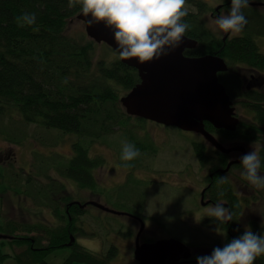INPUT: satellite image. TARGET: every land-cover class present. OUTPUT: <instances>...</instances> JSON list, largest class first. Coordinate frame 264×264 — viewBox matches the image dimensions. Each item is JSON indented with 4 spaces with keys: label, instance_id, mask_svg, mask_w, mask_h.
<instances>
[{
    "label": "trees",
    "instance_id": "obj_1",
    "mask_svg": "<svg viewBox=\"0 0 264 264\" xmlns=\"http://www.w3.org/2000/svg\"><path fill=\"white\" fill-rule=\"evenodd\" d=\"M221 1L229 13L231 0ZM205 3V0H194L198 12L186 8L188 15L182 19L189 28L185 35L197 40V45L184 53L223 58L227 70L218 74L219 80L230 99L237 101V108L240 106L249 113L234 131L216 129L209 122H205V128L225 145L241 142L256 146L261 159L258 172L264 176V90L254 86L260 77L264 78V45L261 47L257 41L264 37V14L253 6L244 7L242 12L247 24L238 36L223 40L209 29L201 16ZM79 12L80 6L70 8L68 0H0V115L16 116L24 125H34L40 129L41 141L50 145H53V138L58 141L56 144L59 143L55 133L65 136L71 146V155L53 153L44 163L46 176L51 169L59 180L69 179L79 188L96 192L99 183L95 170L103 167L104 157L91 155L90 149L95 144H105L106 137L130 133L128 144L134 145L139 155L133 160L122 161L126 170H132L143 165L142 156L149 152L145 141L150 138H139L132 132L130 121L133 116L125 112L120 101L139 82L137 70L123 63L119 54L108 45L104 46L111 50H103L100 56L90 38L85 35L75 37L67 32L69 23ZM25 13L35 14L34 24L28 25L22 19L18 21ZM192 145L202 166L210 160L212 164L215 157L208 154L202 139L192 140ZM209 151L217 154V163L210 170L214 172L212 195L218 192L220 199L232 201L234 210L230 213L233 218L242 215L248 200L242 197L240 201L227 179V173L233 168H243L242 164H234L223 173L221 169L228 164V154L213 148ZM121 152H118L120 158ZM134 162L139 163L132 166ZM48 176L52 182L39 188L35 183L25 189V193L35 203L51 209L52 220L19 223L9 221L2 214L0 233L8 237L1 241L0 263L58 264L47 261L46 257L53 250L62 248L68 249L69 253L59 264L75 261L112 264L118 253L114 245L100 252H93L77 241L70 245L72 236L90 233L84 230L88 224L81 219L87 212L73 205L74 198L70 195L62 196L65 186L49 173ZM222 177H226L223 182ZM6 190L7 187H3L1 193ZM222 224L223 229H229L232 239L242 236L246 230L264 235V219L248 221L247 229L235 228V232L231 230L232 223ZM226 238L231 242L230 234H226ZM6 244L11 253L3 250ZM254 264H264V256L258 257Z\"/></svg>",
    "mask_w": 264,
    "mask_h": 264
},
{
    "label": "rangeland",
    "instance_id": "obj_2",
    "mask_svg": "<svg viewBox=\"0 0 264 264\" xmlns=\"http://www.w3.org/2000/svg\"><path fill=\"white\" fill-rule=\"evenodd\" d=\"M205 1L201 16L214 34L222 36L223 33L213 31L215 17L211 16V12L222 1ZM193 3L194 0H186L185 8L198 12ZM256 9L264 14V9L263 11L259 7ZM219 10V16L228 14L222 5L219 6ZM67 32L75 37L82 35L88 37L84 22L77 18L69 23ZM231 36L235 35L230 34ZM91 40L100 56L103 55V50L112 49L110 46L111 49L106 48L104 45L107 46V44L104 42L98 43ZM258 43L263 46L264 38L258 39ZM262 89L264 90V85ZM237 109L240 119L249 115L247 109L240 106ZM130 123L133 125L132 132H136L139 138L147 136L151 140L145 141L149 152L142 156L143 165L126 170L123 159L118 155L123 145L128 143L130 133L123 132L121 135L106 137L107 146L98 143L89 151L91 155L104 157L103 167L95 170L99 186L95 187L96 192H92L79 188L75 181L66 179L63 182L61 176L62 179L59 180V176L51 169L47 171L46 176L47 166H44V163L45 160H50L53 153L71 155V146L65 136L55 133L59 143L56 144L58 141L53 138L52 144L55 145L53 146L46 141H41V134H38L40 129L34 125H24L16 116L0 115V173H3L0 177V216L4 214L9 221L14 220L19 223L25 221L35 223L46 218L52 220L50 209L35 203L25 193V189L35 183L39 188L52 182L48 176L49 173L54 180L65 186V189L61 191L62 196L70 195L71 198L80 200L76 204H85L83 200L88 201L92 198L100 199L101 203L107 207L122 213L97 211V208L89 206L90 212L81 216V219L88 224L84 230L90 233H84V237L77 242L93 252L105 251L114 244L118 248V253L112 260V264H139L132 248L140 223L137 219L144 223L143 239H178L190 248L191 255L199 256L211 255L216 247L223 248L229 243L223 224L213 217L206 216L212 206L206 207L198 203V190L204 182L203 173L209 172L207 168L209 169L208 163L211 161L202 166L196 156L192 140H201L200 135L198 137L195 132L139 117H133ZM236 143L244 145L241 142ZM245 145L248 153L257 151V147L253 144ZM206 151L208 154L212 153L209 148ZM2 152H5V155ZM138 163L134 162L131 165L135 166ZM243 171V168H233L231 173H227V179L235 184L234 188L238 197L248 200V204H244L242 215H236L229 221L233 225L232 232H235V228L247 229L248 221L261 222L264 219V197L261 193L264 190L260 191L249 182L247 185V180L245 181L241 176ZM124 175H126L125 180H123ZM3 187H7L8 190L1 193ZM42 199L45 200L43 194ZM140 205L142 207H139ZM140 209L143 212H139ZM1 221L4 222L2 219ZM7 237L4 233H0V248L3 246L1 241ZM8 245L11 246L9 243ZM3 250L9 253L12 251L7 244ZM15 250L18 251L19 248ZM68 253V249H55L46 259L59 264ZM8 264H14V262L11 261ZM73 264L85 263L75 261ZM190 264H197V261Z\"/></svg>",
    "mask_w": 264,
    "mask_h": 264
},
{
    "label": "water",
    "instance_id": "obj_3",
    "mask_svg": "<svg viewBox=\"0 0 264 264\" xmlns=\"http://www.w3.org/2000/svg\"><path fill=\"white\" fill-rule=\"evenodd\" d=\"M76 18L84 22L89 38L98 43H106L119 54L113 28L106 26L104 22L89 26L87 20L91 17H84L81 12ZM196 44V40L184 35L178 47L169 50L167 55H161L159 59L143 64L135 58L121 59L123 63L137 70L140 80L120 101L130 116L195 132L222 153L240 152V157L230 160L227 166L221 169L224 173L232 165L241 163V157L246 154V147L243 144L224 145L205 128V122H209L216 129L234 131L239 124V118L235 114L233 101L218 76L227 70L226 62L216 55L186 56L185 49L193 48ZM88 203L95 205L97 201L90 200L81 205ZM99 206L110 213L122 214L101 204ZM140 222L133 251L139 264H167V257L174 262L177 253L183 248L188 250L185 244L174 238L139 243L144 229L143 221ZM73 240L71 237L70 244ZM189 255L190 252L184 257Z\"/></svg>",
    "mask_w": 264,
    "mask_h": 264
},
{
    "label": "clouds",
    "instance_id": "obj_4",
    "mask_svg": "<svg viewBox=\"0 0 264 264\" xmlns=\"http://www.w3.org/2000/svg\"><path fill=\"white\" fill-rule=\"evenodd\" d=\"M186 0H68V6H80V12L89 26L104 22L113 28L114 39L122 60L135 58L143 64L161 55H167L182 42L189 25L183 22L188 15ZM249 5V0H231L227 15L215 18L213 31L237 35L245 25L242 9ZM28 25L36 21L35 14L25 13L18 18ZM139 155L132 144H124L121 159L130 161ZM244 171L242 178L256 188H264V176L259 175L261 159L257 151L241 157ZM226 177H222L223 182ZM206 216L213 217L221 223L232 220L231 213L224 204L217 203L211 207ZM264 256V235L254 234L246 230L238 238H234L223 248L216 247L211 255L198 256L197 264H254L258 257Z\"/></svg>",
    "mask_w": 264,
    "mask_h": 264
},
{
    "label": "flooded vegetation",
    "instance_id": "obj_5",
    "mask_svg": "<svg viewBox=\"0 0 264 264\" xmlns=\"http://www.w3.org/2000/svg\"><path fill=\"white\" fill-rule=\"evenodd\" d=\"M220 5H222V3H219L215 8H214V11H212L211 12V16H213V17H215V18H218L219 17V12H220V10L218 11V7L220 6ZM249 5L250 6H253V7H255V8H257V7H259L260 8V10H262L263 11V9H264V0H254V1H249ZM215 11H216V13H215ZM218 11V12H217ZM239 34H237V35H235V36H231V37H236V36H238ZM230 37V33L229 34H223L222 35V39L223 40H226L227 38H229ZM190 38V37H189ZM264 38V37H263ZM192 39V38H191ZM195 40V39H194ZM259 40H262V38L261 39H259ZM258 41V40H257ZM196 42H197V40H196ZM197 45V44H196ZM196 47V46H195ZM195 47H193V48H195ZM261 47H263V46H261ZM193 48H190V49H193ZM189 48H186L185 50H190ZM185 52V51H184ZM185 54V53H184ZM186 55V54H185ZM186 56H188V55H186ZM263 85H264V78H262V77H260L259 78V80H257V82L255 83V85L254 86H256V87H260V88H262L263 87ZM249 86L250 85H248L247 86V88H249ZM237 101H233V106H234V108H235V114H236V116L239 118V122H240V113H239V111H238V109H237V103H236ZM238 126V125H237ZM198 137H199V135H198ZM200 137L202 138V140L206 143V145H207V147L209 148V149H211V148H213V147H211L206 141H205V139L200 135ZM219 140V139H218ZM220 141V140H219ZM221 142V141H220ZM222 143V142H221ZM223 144V143H222ZM225 145V144H224ZM245 145V144H244ZM214 149V148H213ZM216 150V149H215ZM218 151V150H217ZM220 152V151H219ZM2 154H4L5 155V152H2ZM226 154H228V162L230 161V160H232V159H236V158H238V157H240V155H241V153L240 152H238V151H232V152H230V153H226ZM236 154H239V156H236ZM246 154H248V150H247V147H246ZM211 156H212V158L213 157H215L214 158V160H212V164L211 163H208L209 164V169L207 168V170H212L211 168L217 163V154L214 152V154H210ZM1 158H3V156L1 155ZM238 164H241V163H238ZM227 172V171H226ZM225 173V172H224ZM202 174V173H201ZM213 174H214V172L213 171H210V172H208L207 174H204L203 173V178H204V182H203V184H201L200 185V189L198 190V194H199V197H198V203L199 204H201L202 206H206V207H209V206H215L217 203H222V204H224V206L226 207V209L229 211V212H233V210H234V208H233V203H232V201H228V199H220V196H219V193L218 192H215V193H213V195H212V192H211V190L213 189V182H212V180L214 179V176H213ZM125 177H126V175H124V178H123V180H125ZM229 183H230V185H231V187H232V191H234V193L236 192L235 191V188H234V183H232V181L231 180H229ZM203 192V193H202ZM236 197H238V195H237V193L236 194H234ZM201 197H203L202 199H201ZM239 198H240V201H242V199L243 198H241L240 196H239ZM90 200H96V199H90ZM90 200H88V201H90ZM98 200V201H97ZM96 201H97V204H95V205H93V204H87L86 206H82L80 203L79 204H76V199H74V200H72L71 202H73V205H75V206H78L80 209H82L84 212H90L89 211V206H93V207H95V208H97L98 210L97 211H99V210H101V211H103V212H106V210L104 209V208H101L100 206H99V204H101V205H103V206H105V207H107V205H104L103 203H101V201H100V199H97ZM87 202V201H86ZM82 203V202H81ZM68 205H70V206H72V204H69L68 203ZM88 207V208H87ZM139 207H142V205H140ZM109 208V207H108ZM110 209H112V208H110ZM112 210H114V209H112ZM23 211V210H22ZM116 211V210H115ZM23 212H25V211H23ZM50 212H52L51 211V209H50ZM107 212H109V211H107ZM139 212H143V210L142 209H140L139 210ZM137 221L138 222H140V220H138L137 219ZM229 223V221L228 222H226L225 224H228ZM140 225H141V222L139 223V227H138V229H137V231H136V234H137V232H138V230H139V228H140ZM224 231H225V234H230V239H232V235H231V233H230V231H229V229H224ZM144 233V230H143V232L141 233V235H140V240H139V243H147V242H154V241H156V239H152V238H146V239H143V236H142V234ZM136 234H135V236H134V241H133V246H132V248H133V251H134V246H135V237H136ZM142 236V237H141ZM73 237V236H72ZM84 236L83 235H80V237H76V238H74V240L71 242V244L70 245H72L75 241H77V240H79V239H81V238H83ZM143 239V240H142ZM131 241V242H132ZM70 243V242H69ZM129 244H130V242H129ZM112 245H114V244H112ZM115 246V245H114ZM131 246V245H130ZM116 248H117V246H115ZM117 251H118V248H117ZM187 253H189V251L187 250V249H185V248H183L182 250H181V252H179V253H177V255H175V256H177V259L174 261V262H172L171 260H169V257H167L166 259H165V263H167V264H169V263H171V264H190V263H195L196 261H197V257L199 256V255H191V252H190V256L189 257H184V255L185 254H187Z\"/></svg>",
    "mask_w": 264,
    "mask_h": 264
}]
</instances>
